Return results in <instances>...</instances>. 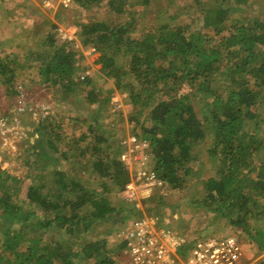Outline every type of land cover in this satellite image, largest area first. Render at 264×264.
<instances>
[{"label":"trees","instance_id":"obj_1","mask_svg":"<svg viewBox=\"0 0 264 264\" xmlns=\"http://www.w3.org/2000/svg\"><path fill=\"white\" fill-rule=\"evenodd\" d=\"M9 4L0 2L2 12L12 11ZM67 6L79 45L103 50L119 65L108 79L125 95L129 133L111 86L86 74L74 42L59 37L50 21L35 31L32 49L26 42L18 52L0 47L2 117L12 120L8 109L19 94L49 109L27 125L17 154L0 147L1 162L16 159L27 170L19 179L0 169V264L120 263L127 248L122 224L171 206L163 201L143 214L134 202L126 216L117 212L131 181L121 161V142L130 139L146 146L160 194L200 186L179 198L177 211L189 199L193 222L208 215L201 226L206 237L187 243L194 217L183 210L176 226L181 256L196 243L232 238L227 228L264 252V0H69ZM21 69L36 74L32 84ZM79 102L89 110L77 113ZM43 148L57 151L51 162ZM156 189L148 201L163 198Z\"/></svg>","mask_w":264,"mask_h":264},{"label":"rangeland","instance_id":"obj_2","mask_svg":"<svg viewBox=\"0 0 264 264\" xmlns=\"http://www.w3.org/2000/svg\"><path fill=\"white\" fill-rule=\"evenodd\" d=\"M1 1L4 5H8L9 3H10L9 5H11V2H13L15 5L13 6L12 11L9 12L7 11L2 12L0 8L1 11L0 47L2 48H6L8 46L13 47L18 52L19 48H17V46L21 43L26 42V46H27L26 49L28 47L32 49L31 46L33 44V41H35L37 37V32L35 31H37L40 28L42 22H44L46 19L48 22L50 21L53 25L56 26L59 37H62L63 39L67 38V40L70 39L71 41L74 42L72 44L73 47L75 48V50H78L81 53L82 59L84 60L85 64L89 67V70L87 71L86 74H88L91 77L100 78L102 81L108 82V84L111 86V92H112L111 101L116 104V110L124 112L123 120L126 121L124 123L125 133L126 135H128L129 133V128L127 125L128 119L125 111L122 108L123 98L125 95L121 94L119 91H116V89L110 84L111 82L108 79V73L110 72V70L113 68H118L119 65L117 64L116 61L109 60L105 56L103 50L96 52L93 49L83 48L81 45H79L76 35L77 27L72 23L70 25H67L69 24L67 23V21L70 20V12H71V9H69L67 6L69 0H67L65 4L62 3L65 0H7L9 1L8 4L5 3L6 0H0V2ZM32 57L34 56L31 54L28 56V59L31 60ZM20 71L24 75L23 80L26 81V84L27 83L29 84L31 82L30 79L36 77L35 76L36 74L31 69L30 71L24 69H21ZM43 88L46 89L45 87ZM188 89L189 88L184 87L182 92L188 91ZM50 95H52V92L50 93ZM81 110H89V109L87 108L83 109L82 104L79 102V104L77 105V113H80ZM58 111L61 114L62 113H65L66 115L68 114L67 110L65 112L64 110H61L59 108ZM57 116L60 117L59 114H57ZM24 137H29V136L27 134L23 136V135H17L15 133L14 135L6 137L4 140L0 141V147H2L5 150H9L13 155H15L22 148L23 145L22 139ZM121 145L125 147L122 149L124 151L122 152V154H124L123 155L124 160H122L121 157V161H123V163L127 165V168L131 175V181L129 185L130 187H126L124 191L119 194V198L121 201L119 203L117 202V205L119 207L117 212H119V214L121 215L123 214L124 216H126L127 215L126 211L128 209L127 207L135 202L136 206L140 208L141 213L144 214V212H146V208H150L151 210H153L154 204L163 203V201H168V204L171 206L161 211L160 212L161 214L159 213L158 215H156L154 219H157L158 217L160 222L166 219L169 220L171 225L173 224L178 227L180 226L179 224L180 218L183 216L181 215V213L185 211L187 215L191 214V216L194 217L190 221V223H194V226L191 227L189 226L190 230L187 231L189 235L186 236L187 243L188 242L191 243L196 239H201L203 237H206L205 236L206 233L204 232L201 233V226L206 227L205 224L209 221L208 215L201 216L197 218V222H193L196 221L195 217H197V212L194 211L195 208L192 209L189 206V199H188V203L186 205H183V207L179 208V210L177 211V206L178 204L181 203L179 198L190 195L191 191H196L197 189H200V186H196L194 182H190V184L192 185L191 188L185 190L183 189L182 190L183 192L179 193L178 196H173L170 193L169 194L162 193L163 194L162 195L160 194L161 192L159 191L161 188H159L158 190L157 189L155 190V193L162 195L163 198L159 202L148 201L147 200L148 198H145L144 193L149 192L150 194H152L154 188L151 185L153 182L151 181V176L149 175V173H151V169H149L150 167L148 168L146 158L144 156L145 155L144 149H146V146L143 145V143H137L136 141H132L131 139L125 141L123 140L121 142ZM19 146L21 147L20 149ZM45 149L44 148L42 149V155L46 160L51 162L50 159L52 158L51 154L57 151H55L54 148H49V149L45 148ZM1 154H0V169L7 172V175L11 177L24 179L27 170L25 167H23L20 164V161L16 159H12L10 162H6V163L1 162L2 157H4L3 155L1 156ZM59 167H62V169L66 170L68 175L75 176L74 172L69 169L70 167L69 165H59ZM145 174H147V176L143 177ZM199 198H200L199 194H196L193 197V200L198 201ZM29 210L32 209L29 208ZM200 215H204V213ZM184 220L187 221L186 218H184ZM172 221H175V223ZM101 223H103V225L106 228L108 227V223L106 221H103ZM124 224H126V221L122 224V227ZM12 226L16 229H21L20 228L21 226H17L15 222H13ZM117 228L118 226H115L114 232L116 231ZM211 233L213 234L212 231ZM224 234H226V236L229 237H234V238L236 237L237 240L239 241L238 245L242 250V259L238 264H250L251 262L257 259L264 257L263 251L261 250L258 251L255 245L253 247V241L251 238H248L247 236L240 237L239 234L233 232V230L230 228H227ZM91 254H92V250L90 249V247L85 248V250L82 253V255L87 258ZM123 254H122V258L119 260L120 263L124 259ZM179 255H180L179 252L175 253V256L179 257Z\"/></svg>","mask_w":264,"mask_h":264},{"label":"built area","instance_id":"obj_3","mask_svg":"<svg viewBox=\"0 0 264 264\" xmlns=\"http://www.w3.org/2000/svg\"><path fill=\"white\" fill-rule=\"evenodd\" d=\"M66 1L62 3L65 4ZM5 3L8 4L9 1L6 0ZM30 99L32 97H28L27 94H19L14 100V105L8 109L11 121L6 120L2 117L4 114L0 113V141L15 133L23 136L28 134L30 129L27 125L35 122L38 115L43 118L48 116V108L42 105L31 106ZM149 175L153 188H160V182L155 174L151 172ZM146 176L147 174L143 177ZM129 185L127 187H130ZM144 196L149 198L151 194L147 192ZM154 217L144 215L139 220L123 225V227L126 225L127 229L122 230L120 236L126 239L127 248L123 254L124 259L118 264H238L242 259V250L233 237L221 242L210 240L196 243L185 256H175V253L180 254L185 246L177 233L176 225H171L166 219L160 222L158 217L157 219ZM263 261L264 257L250 264H259Z\"/></svg>","mask_w":264,"mask_h":264},{"label":"crops","instance_id":"obj_4","mask_svg":"<svg viewBox=\"0 0 264 264\" xmlns=\"http://www.w3.org/2000/svg\"><path fill=\"white\" fill-rule=\"evenodd\" d=\"M65 38V37H64ZM67 39V38H66ZM70 40V39H69Z\"/></svg>","mask_w":264,"mask_h":264},{"label":"clouds","instance_id":"obj_5","mask_svg":"<svg viewBox=\"0 0 264 264\" xmlns=\"http://www.w3.org/2000/svg\"><path fill=\"white\" fill-rule=\"evenodd\" d=\"M185 256V255H184Z\"/></svg>","mask_w":264,"mask_h":264}]
</instances>
